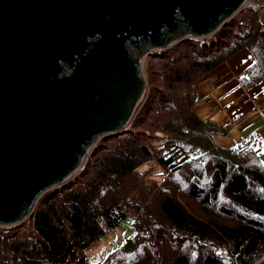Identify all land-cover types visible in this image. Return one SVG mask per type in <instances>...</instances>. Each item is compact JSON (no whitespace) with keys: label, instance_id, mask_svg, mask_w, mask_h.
I'll return each mask as SVG.
<instances>
[{"label":"trees","instance_id":"1","mask_svg":"<svg viewBox=\"0 0 264 264\" xmlns=\"http://www.w3.org/2000/svg\"><path fill=\"white\" fill-rule=\"evenodd\" d=\"M255 1L214 35L152 53L127 133L97 141L72 180L0 227V264H264V141L253 132L220 146L230 128L196 110L199 81L243 49L255 58L243 86L264 81V0ZM149 161L161 183L152 168L139 172ZM122 221L134 236L91 262L83 251Z\"/></svg>","mask_w":264,"mask_h":264},{"label":"water","instance_id":"2","mask_svg":"<svg viewBox=\"0 0 264 264\" xmlns=\"http://www.w3.org/2000/svg\"><path fill=\"white\" fill-rule=\"evenodd\" d=\"M245 2L0 0V227L30 217L102 136L128 131L146 57L214 35Z\"/></svg>","mask_w":264,"mask_h":264},{"label":"crops","instance_id":"3","mask_svg":"<svg viewBox=\"0 0 264 264\" xmlns=\"http://www.w3.org/2000/svg\"><path fill=\"white\" fill-rule=\"evenodd\" d=\"M254 63L252 53L243 49L199 81L198 115L230 128L228 135L215 139L220 146L228 147L253 132L264 141V81L250 89L241 82Z\"/></svg>","mask_w":264,"mask_h":264},{"label":"rangeland","instance_id":"4","mask_svg":"<svg viewBox=\"0 0 264 264\" xmlns=\"http://www.w3.org/2000/svg\"><path fill=\"white\" fill-rule=\"evenodd\" d=\"M160 52H162V51H158L155 53H160ZM152 55L153 54H151L150 57L145 58L144 63H143V71H144V68H145L147 61L151 58ZM144 74H145V71H144ZM145 77H146V75H145ZM147 91H148V81H147ZM145 93H144V95H145ZM144 95H143V97H144ZM143 97H142L143 100H141V103L145 100L146 96L144 98ZM141 105L142 104H140V106ZM139 108L140 107L138 106V109ZM136 114H137V111L135 112V116H136ZM131 123H132V121H131ZM126 133H124V134H126ZM109 135H111V134H109ZM117 135H119V134H117ZM158 135L162 136L163 134L160 133ZM105 136H107V135L102 136L100 139H102ZM90 149H92V147ZM151 168H152V170L150 172L151 179L155 180L158 183H161L162 181H164L165 175L163 176V173H164L163 169L160 166L155 165V163L152 161H149V162L145 163L144 165H142L141 168L139 169V172H146L147 170H149ZM74 177H71L68 181L72 180ZM58 187H60V186H57L55 188H58ZM55 188H53V189H55ZM53 189H50L49 191H52ZM49 191H47V192H49ZM1 228H9V227H1ZM134 234H135V229H134L133 225L130 222L122 221L117 227L108 229L106 235L101 240L95 242L90 247L85 249L83 252L91 262H94V263L99 262V261L105 259L114 249L121 246L127 239L133 237Z\"/></svg>","mask_w":264,"mask_h":264},{"label":"built area","instance_id":"5","mask_svg":"<svg viewBox=\"0 0 264 264\" xmlns=\"http://www.w3.org/2000/svg\"><path fill=\"white\" fill-rule=\"evenodd\" d=\"M245 7L252 8L254 10H258L260 8V5L255 0H246ZM222 134L219 133L218 136H221Z\"/></svg>","mask_w":264,"mask_h":264},{"label":"flooded vegetation","instance_id":"6","mask_svg":"<svg viewBox=\"0 0 264 264\" xmlns=\"http://www.w3.org/2000/svg\"><path fill=\"white\" fill-rule=\"evenodd\" d=\"M129 49L131 50L132 55L135 56V57H137L138 54L141 51H143L144 47L142 46L141 49H139V50L137 48H135V47H129Z\"/></svg>","mask_w":264,"mask_h":264},{"label":"clouds","instance_id":"7","mask_svg":"<svg viewBox=\"0 0 264 264\" xmlns=\"http://www.w3.org/2000/svg\"><path fill=\"white\" fill-rule=\"evenodd\" d=\"M245 8V7H244ZM147 90V89H146ZM129 129V128H128Z\"/></svg>","mask_w":264,"mask_h":264}]
</instances>
